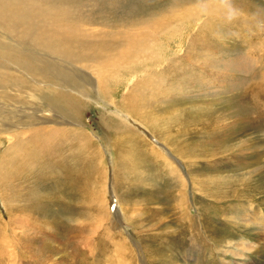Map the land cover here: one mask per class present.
<instances>
[{
  "label": "rangeland",
  "instance_id": "374dc122",
  "mask_svg": "<svg viewBox=\"0 0 264 264\" xmlns=\"http://www.w3.org/2000/svg\"><path fill=\"white\" fill-rule=\"evenodd\" d=\"M10 1L0 264H264V0H229L232 19L221 0ZM47 9L79 39L71 65L20 24ZM62 116L78 125L37 145Z\"/></svg>",
  "mask_w": 264,
  "mask_h": 264
},
{
  "label": "bare ground",
  "instance_id": "6f19581e",
  "mask_svg": "<svg viewBox=\"0 0 264 264\" xmlns=\"http://www.w3.org/2000/svg\"><path fill=\"white\" fill-rule=\"evenodd\" d=\"M36 1L37 0H28V4L29 5H27V3H26V5L27 6H29L31 9H41L42 10V8L41 7H43L44 5H39L38 3H36ZM12 6V4H11V1L10 0H0V13L3 11V10H5V9H7V8H9V7H11ZM25 10H27V9H25ZM4 16V17H6V16H8V14L7 13H2V14H0V16ZM20 17H22L21 19H20V24L23 26V27H25V20L27 21V22H29V24H30V21L33 23V24H37L38 26H39V29H35L36 31L37 30H39L38 31V33H40L41 31H42V33L39 35V37H46V38H48L50 41H51V43L50 44H44L45 46H48V47H51V48H53L55 51H57V52H59V53H62V54H71V53H74V51H76L77 50V48L79 49L80 47H81V44H80V42L78 43V41H79V39L77 38V36L75 35V30H74V28L72 27V28H70V29H68V30H65L64 28H63V26H64V23H65V21L63 20V18H57V17H55L54 16V13L50 10V9H47V10H45L44 12H42V13H40L39 14V16L38 17H42V22L40 23V22H37V21H35L34 20V18L35 17H31V14L29 13V14H20ZM8 18H9V16H8ZM0 19H2L1 17H0ZM7 19V18H6ZM25 19V20H24ZM50 19H52L56 24V28H55V30H53V31H51V34H49V35H46V30H48V26H50V25H52V23L51 22H49V20ZM123 25V24H122ZM141 25V24H140ZM124 26V25H123ZM22 28V27H21ZM123 28V27H122ZM17 29L20 31V26L19 25H17V27H16V31H17ZM49 31V30H48ZM97 36V35H96ZM105 36V35H104ZM145 36V35H144ZM94 37H95V35H94ZM106 37V36H105ZM93 38V37H92ZM103 38V37H102ZM145 38L146 37H143L142 38V43L144 42V40H145ZM31 39H33V40H35V42H37L36 41V39H34V38H31ZM97 39V38H96ZM104 40H106V38H104ZM109 40V39H108ZM141 40V38H139V37H136V38H133V39H131V38H129L128 39V41H125L126 42V45L127 46H130L129 47V49L128 50H132V48L134 47V45H137L138 44V42ZM77 41V42H76ZM89 42V41H88ZM91 42V41H90ZM114 43V42H113ZM83 44V43H82ZM87 44V43H86ZM93 44V43H92ZM121 44V43H120ZM109 45V44H108ZM83 46V45H82ZM98 47V46H97ZM101 47V46H100ZM105 47H107V48H109V46H106L105 45ZM142 47V46H141ZM103 49V48H102ZM102 49H100L99 50V48H90L89 50H88V53L89 54H94L95 55V59H97L98 57L99 58H103L101 55H102V53H103V51L104 50H102ZM113 49H114V47H113ZM87 53V54H88ZM75 54H77V53H75ZM154 54V53H153ZM86 55V54H85ZM155 56H156V54H154ZM68 58V61H66L65 63H68V64H72V63H70L71 61L69 60L70 59V57H69V55L67 56ZM78 57V56H77ZM76 57V58H77ZM130 57V56H129ZM77 60H80V59H77ZM74 61V60H73ZM76 63V62H75ZM68 69V68H67ZM66 69V70H67ZM70 70V69H69ZM72 71V70H71ZM77 71V70H76ZM73 73V72H72ZM81 73V74H80ZM74 74V75H73ZM73 74H70V73H68V72H66V71H62V72H60L59 73V75H60V78H59V80H58V84H57V86H58V89H59V99H63L62 97L64 96V94H65V92H66V90H68L67 92H68V97L65 99L66 101H68L69 100V98H70V96H72L73 95V93L72 92H75L76 90H78V87H81V86H83L82 85V83H80L78 86H77V84L79 83L78 82V79H79V77H80V75H83L82 74V72H80V71H77V72H75V73H73ZM84 75H86V74H84ZM88 78V77H87ZM88 81V80H87ZM90 85L93 83H90V82H88ZM68 84H69V86H71L72 87V90H69L70 89V87L68 86ZM52 87V86H51ZM53 87H54V85H53ZM44 88H49V87H44ZM57 89V90H58ZM63 90V91H62ZM34 96H36V94H33ZM44 99H49V95H46L45 97H44ZM50 104V103H49ZM54 103H52V105H53ZM48 105V104H47ZM56 105V104H55ZM61 105V104H60ZM29 109H33V108H29ZM35 111H39L40 109H34ZM63 111V110H62ZM71 113V112H70ZM69 113V114H70ZM61 115V114H60ZM64 116V115H63ZM60 117V118H63L64 120H61V121H59V120H57V119H54L53 121L55 122V123H58V125L57 126H52V127H44V128H42L43 129V131H45V133H47L48 135L41 141V142H39V143H37V145H40L42 142H46V141H49L52 137H54L55 135H56V133L59 131V125L60 124H68L69 122H70V118H68V117ZM70 116L71 117H74V116H72V114H70ZM71 126H74V127H76L78 124H72V123H69ZM23 126H25V125H23ZM26 126H28V125H26ZM74 130V129H73ZM25 149H28V148H25ZM29 149H32V146L29 148ZM22 150H24V148H22V147H20V170H22V168H23V165H24V163H26V164H29V165H31L32 166V164H31V162H26V161H24L23 160V158H22ZM31 154H32V150H31ZM28 168V167H27ZM33 168V167H32ZM26 172V171H25ZM5 174H7V173H5ZM22 175V174H21ZM4 177V176H3ZM22 177H20V179H21ZM24 184V183H23ZM21 186V185H20ZM23 188V187H22ZM38 195V194H37ZM112 197H113V200H114V213L116 214V206H117V200H116V198L114 197V194L112 193ZM22 216H24V215H22ZM260 216V215H259ZM259 216H257L256 215V218H260ZM26 218V217H25ZM28 219V218H27ZM23 220H25L24 219V217H23ZM22 221V220H21ZM23 222H25V221H23ZM28 224V223H27ZM262 230H263V228H262ZM263 237V236H262ZM242 243V242H241ZM237 244V243H236ZM249 245V244H248ZM251 247H253V245H251ZM25 254V253H24ZM243 264H246V263H243Z\"/></svg>",
  "mask_w": 264,
  "mask_h": 264
},
{
  "label": "clouds",
  "instance_id": "9594fccd",
  "mask_svg": "<svg viewBox=\"0 0 264 264\" xmlns=\"http://www.w3.org/2000/svg\"><path fill=\"white\" fill-rule=\"evenodd\" d=\"M221 3L224 4L226 6V8L228 9V18L232 19L233 16L235 15V9H233L230 4H229V0H221Z\"/></svg>",
  "mask_w": 264,
  "mask_h": 264
},
{
  "label": "water",
  "instance_id": "95a60500",
  "mask_svg": "<svg viewBox=\"0 0 264 264\" xmlns=\"http://www.w3.org/2000/svg\"><path fill=\"white\" fill-rule=\"evenodd\" d=\"M112 199H113V197H112ZM111 204V206H112V210H114L113 208H114V200H112V202L110 203Z\"/></svg>",
  "mask_w": 264,
  "mask_h": 264
}]
</instances>
